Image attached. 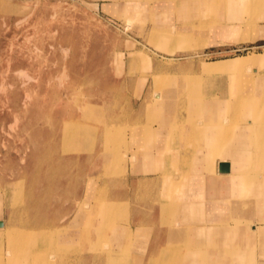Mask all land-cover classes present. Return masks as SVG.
<instances>
[{
	"label": "rangeland",
	"instance_id": "374dc122",
	"mask_svg": "<svg viewBox=\"0 0 264 264\" xmlns=\"http://www.w3.org/2000/svg\"><path fill=\"white\" fill-rule=\"evenodd\" d=\"M103 1L0 0V209L3 218L8 219L5 232L0 233V264H11V259L17 264H31L33 258L57 264L61 253L69 254L71 249L72 255L86 252L82 245L76 251L70 246L69 251H62L54 242V235L84 201L91 204L98 227L106 232L113 234L125 225L130 207L122 205L119 211L112 205L118 200L107 198L124 181V176L130 175L129 160L134 152H129L140 147L134 140L136 130L160 123L151 108L160 96L170 102V113L178 114L176 121H169V138L174 135L175 140L169 139L167 144L168 170L152 179L141 178L148 188L137 192L146 204H161L160 220L152 232L156 227L168 230L169 210L162 209L164 202L169 203L164 179L176 169L188 173L194 170L200 151L195 147L197 134L188 140L183 130L202 119V110L195 105L209 102L214 110L219 97L235 98V88L229 87L234 71L226 69L207 76L209 64H203H213L216 61L212 60L218 58L264 54V28L254 38L210 43L214 28L219 27L215 24L222 20L214 10L225 8L230 18V0H190L189 6H182L185 0H172L177 4L173 12L182 7L181 15L189 16L197 8H203V12L190 15L182 25H172L173 13L170 18L166 12L161 13L162 19H157L161 21L159 26L149 19L154 0H141L142 5L138 4L133 11L130 6L134 2L130 0L126 14L101 5ZM242 8H235L230 19H242L239 13L246 10ZM247 9L259 13L258 23L264 18L262 6L252 4ZM226 36L231 38L228 32ZM223 60L226 59L217 61ZM253 69L255 72H245L251 75L241 82L242 90L252 86L264 89V68ZM257 77L262 79L257 81ZM192 79L195 83L191 86L198 92L193 93L197 95L195 99H188L187 119L186 109L176 106L179 98L182 101V96H188V80ZM210 81L213 83L207 84ZM199 82L205 87H198ZM216 90L222 95H217ZM156 104L159 105L157 101ZM98 107V113L88 117ZM73 118L85 121L84 127L95 128L98 134H82L80 140L65 139V121ZM258 122L263 123L261 119ZM131 180L130 176L126 179ZM81 183L87 185L85 199L71 202V195L75 196ZM37 187L43 188L40 200L33 197L32 191ZM44 232L54 237L48 238ZM149 240L147 244L133 240L128 248V263L156 264L148 253ZM161 255L159 252L156 257ZM230 255L231 249H227L224 256ZM91 262L102 264L101 260ZM110 263V258L106 259L105 264ZM78 264L87 263L83 260Z\"/></svg>",
	"mask_w": 264,
	"mask_h": 264
},
{
	"label": "bare ground",
	"instance_id": "6f19581e",
	"mask_svg": "<svg viewBox=\"0 0 264 264\" xmlns=\"http://www.w3.org/2000/svg\"><path fill=\"white\" fill-rule=\"evenodd\" d=\"M132 1L134 2L130 6V10L132 11L134 10V7L136 9L138 4L142 5L141 0ZM255 1L230 0V6L233 7L234 12L235 8L238 6H242L248 10L247 8L249 6L252 7V4H256L257 7L262 6V9L264 10V0ZM167 2L168 1L159 0V2H156V4L159 9L166 11ZM190 4V0H185L182 6H189ZM146 5L147 4H145V6ZM176 5L177 4L175 1L169 0V14L173 13V7ZM182 8L180 10H182ZM231 34L232 33H228L229 37H231ZM246 38H248V36ZM212 63L213 64H211V62H207L203 64H209L206 66L207 76L210 74L215 75L217 72L224 71L226 69L230 70L231 72L234 71V76H230L231 79L229 87L230 90H232L233 87L235 88V98H231L230 96L221 98L219 97L218 102H216L214 106V110L209 102L195 105L198 110H202L200 115L202 119H197L192 125L187 124L188 126L186 128L183 126L185 130L182 129L185 139L191 140L192 135L194 134L195 136L197 134V142L195 143V147H197L200 151L198 150L199 152L196 158L197 160L195 162V167L191 173H188V171L184 172L180 169V171L178 169L173 170L174 174H168L169 176L164 179V182L168 184L167 189L169 203L167 204L164 202L162 209L166 208L169 210V234L171 232V228L175 224L174 218L181 213V208L184 213L187 212L192 214L197 212L201 217H205L209 222L210 220L208 217L214 215L216 218H218L217 224H212L214 219H211L210 224L204 225L202 231L205 237L203 238V241L200 242L199 246L203 250L209 251L211 249L214 250L212 252L215 254L222 253L225 255L227 249L232 250L234 247H237L244 250L246 248V243H240V245H236L234 238L239 236L245 237L252 232H257L261 235H264V89L260 90L259 87L255 89L253 86L244 90L241 89V82H245V79L251 75L245 74V72L249 70H253V72H255V69L253 68H264V54H246L244 56H238ZM21 72L22 74L24 73L27 75V72L24 69H22ZM261 79V77H257V81H260ZM193 83H195L194 79L188 80V96L187 94L184 97L182 96V101H180L179 98L178 105L176 106L177 109H186L188 116H186L187 119L190 118L188 111V103L190 100L189 97L195 99L197 95L194 96L193 93L198 92L195 87L191 86ZM212 83L213 81L207 82V84ZM198 87H205V84L199 82ZM242 91H244L245 94H243ZM156 101L159 103L157 109L161 111L162 106L160 104L164 101V99L160 96V98L156 99ZM174 101L172 103H174ZM94 109L95 111L88 115V117L98 113L99 107ZM170 109H172V107L169 104V121L171 119L176 121L178 119V114H171ZM193 109L195 108L193 107ZM260 109H262V114L260 113ZM175 110L176 109L174 106L173 112H176ZM225 114H229V117H223ZM258 119H261L263 123L258 122ZM84 122L85 121L77 119L75 120L74 118L66 120L65 124L67 128L64 130V138L66 139L68 137H74L77 140H80L82 134L85 136L91 134L92 137L93 134H98L95 128L93 130H87V128L83 125ZM183 124L185 123L182 122V125ZM106 125L108 126L110 124ZM136 132L137 133L134 134L136 135L134 140L139 142L140 146H142V143L145 141L151 144L152 136L155 133L161 134L162 128L154 130L152 127L147 126L144 129L139 128V130H136ZM105 135L107 134H104V137ZM169 139H174V135L173 138L170 136ZM69 141L70 143H73L71 142L70 138ZM149 144L146 146L148 147ZM139 152H134V155L131 159V161L133 160L132 162H135L136 159L138 160L141 158V154H143V152ZM114 153L115 152H113V154ZM144 153H146L145 156L149 155V152ZM224 153H229V155ZM222 162L227 164L228 170L222 171L219 169ZM146 184L147 182L145 181L141 182L142 187H144V185L146 186ZM14 185H16V181L15 183L13 182V187ZM195 190H200V194L198 195L200 197L198 198L199 201L196 200L198 196ZM250 200L252 203H250ZM82 203V206L77 211L75 216L70 218L69 221L63 225L64 228L58 231V235H54L55 237L57 236V239L54 242L56 243L57 247L62 248V251H65V249L69 251V246L70 248H73L74 251H76L77 249L79 250L77 246L82 245L86 249V252L81 251L75 255H72L71 249L69 254H65V252L61 253V255L59 254L61 259H58L57 264H78V262H83V260H90L92 262L94 261L93 263L99 262V260H101V263H105L106 259L108 258H110V264H127L131 254V252L128 250L129 246L132 245L130 238L125 241V251L123 253L117 254L113 250L112 244L109 241L101 240L106 238L107 234H109V231L106 232V230L102 229V227H98V220L94 217L95 215L93 213L91 204L86 201ZM112 205L120 211V202H113ZM248 207L251 209L250 213H252V216H256L260 219V224L256 225V223H250L247 221L245 215H247ZM3 213V209H0V233L7 228V223L3 218ZM229 219H233L234 223H230ZM146 227L148 226L141 225V231H143L142 229ZM128 229L130 232L128 235L131 237L133 235V230H131L129 227ZM44 234L48 238L54 237L51 233L44 232ZM54 242H52L53 245ZM69 242H74L75 245H72L71 243L69 244ZM184 246L185 245L181 244H169V249L165 248L161 251V257H156V255L152 257L151 255L150 258L156 264H181L183 262L182 253L185 251ZM17 263L18 262H16L14 259H11V264ZM241 263H244L243 260H241ZM31 264L54 263L50 260L33 258L31 259Z\"/></svg>",
	"mask_w": 264,
	"mask_h": 264
},
{
	"label": "crops",
	"instance_id": "0c3cea01",
	"mask_svg": "<svg viewBox=\"0 0 264 264\" xmlns=\"http://www.w3.org/2000/svg\"><path fill=\"white\" fill-rule=\"evenodd\" d=\"M129 1L130 0H104L101 3V5L105 7H112V9L117 10L121 14H126ZM162 1H168L167 2V10H168L169 0H162ZM156 2H159V0H154V3L150 4L151 8L149 11V15H150L149 19L153 20V22L156 21L157 26H159L158 24H160L159 22H161L160 20L163 17L161 16V13L166 12L169 17V11L167 10L164 11L163 9H159V7H157ZM122 4H125L124 8L123 6L122 7L120 6ZM214 11L217 12V15L220 17V20L221 19L222 20L219 23L217 22V24H215L218 25L219 27L214 28V34H212L210 38L211 44L218 43L221 41H227V40L239 41V40L254 38L259 36L261 29L264 28V18H261L260 23H258L257 21V18H260L258 17L259 13L257 14L250 10H245L239 13V16H241L242 19L238 18V16L237 18L235 17V19H230L231 17L233 18V15L235 13L233 7L229 8V12L233 13L230 14V18H228V11L225 8H215ZM202 12H203V8H197L196 10L192 11L189 14V16H186V15H181L180 10L177 9V11L173 12V15L171 17L172 18L171 23L172 25L173 24L182 25L185 23L186 20H188L191 17L190 15L195 13H202ZM246 15H248V17ZM250 15L252 16V19L250 18ZM177 17L180 19L181 22L178 21ZM158 18H160V20H157ZM223 25H227V26H223ZM157 26L155 25L154 27ZM226 32L232 33L230 35L231 38H228L227 36L225 37ZM234 35H235V39L232 38V36ZM247 36L248 38H246ZM261 36L263 37L264 34H262ZM227 58H232V57H227ZM227 58H218L212 61H217ZM202 69L203 67L201 66L200 71H202ZM215 93L217 95H222V92L220 90H216ZM162 103L164 105L161 111L157 109L158 105L156 104V101H153V105L151 106L153 117L160 122L158 125L152 126V128L154 130H157L163 126L161 134L155 133L152 136L151 144L145 141L142 143V146H140L139 142L135 141L140 147L139 149L137 150L134 149L129 153L131 154L132 152L140 151L139 153L143 152V154H141L140 159L138 160L136 159V161L133 163L131 160H129L130 164H129L128 172L132 180L126 181V179H129V176L128 174L125 175L124 181L119 183L117 189H114L115 192H113V194L107 198V199L118 200L121 206L124 205L130 207L128 209L130 214H128V218L124 219L125 225H123L121 228H118V230L115 229L113 234L109 233L106 236V238H110L108 241L112 244L113 250L117 254L123 253L125 251V245H124L125 241L128 240L129 238L130 241L132 240L131 242H133V240L134 241L138 240L136 241L137 243H144V244H147L148 239H150L149 244L151 245V247L148 250V253H150L151 255H156L165 248L169 249V244L185 245L184 246L185 251L182 253L183 262L181 264H241V260H243L244 262L243 264H264L263 263L264 235H261L260 233L257 232H252L245 237L239 236L234 238L236 245L237 244L240 245V243L241 244L246 243L248 247L246 246L244 250L242 248L239 249L237 247H234V249L231 250L230 257L227 259H226L227 256H224L222 253L215 254L212 252L214 250L210 249L209 251H206L201 249L199 244L201 241H203V238L205 237L202 229L205 224H210L211 219H214L212 221L213 222L212 224H217L218 218H216L214 215L208 217L210 220L209 222L205 217H201L200 214H198L197 212H194L192 214H189L187 212L184 213V211L181 208V213L175 216L174 218L175 224L171 228L170 234H169V229L159 230L157 227L155 231L153 230L154 232H152V228L154 227V224H156L158 220H160L161 215L159 216V212L161 213V204H157V203L154 204L152 202L146 204V201H143L141 197L138 198L139 194L137 191L148 188L145 187V185L144 187L141 186V182H142L140 181L141 178L152 179L156 174L162 175L163 172H165V170L167 169L165 164L167 163L166 159L169 156V150H167V144L169 140V101L165 100ZM148 144L149 146L147 147L146 145ZM152 147H155V149L151 150ZM144 152H149V155L145 156L146 153ZM180 152H182V150H180ZM229 170H230V166H229ZM150 183H151V188H153L152 181H150ZM41 190H43V188L41 187H37L33 189L32 191L34 194L33 197L35 198L37 197L40 200L42 194ZM195 192L197 193V196L200 194V190H195ZM86 193H87V185L81 183L77 187V192L75 196L73 194L71 195L70 201L71 202L75 201L76 203L78 201H83L86 197ZM198 198L200 197L199 196L197 197L196 199L197 201H199ZM250 203H252L251 200ZM146 205H149V207L151 208L149 209L143 208ZM250 207L247 208V215H245L247 221L250 223L255 222L256 225L260 224L261 223L260 219H258V217L256 216L255 217L252 216V213H250L251 212ZM144 214L147 217H145ZM74 216L75 215H71L70 218ZM5 220L6 222H8L6 216H5ZM37 221L41 222L42 220L37 219ZM229 222L234 223L233 219H229ZM126 224H129L131 227L126 226ZM141 225H145L148 227L142 229L143 231H141L140 229ZM128 227L131 228V230H133V235L131 237L128 235V233H130ZM168 240H169V244H167ZM90 262H91L90 260L89 261L86 260L87 264H90ZM102 264L105 263L102 262Z\"/></svg>",
	"mask_w": 264,
	"mask_h": 264
},
{
	"label": "water",
	"instance_id": "95a60500",
	"mask_svg": "<svg viewBox=\"0 0 264 264\" xmlns=\"http://www.w3.org/2000/svg\"><path fill=\"white\" fill-rule=\"evenodd\" d=\"M220 169H221L222 171L228 170V166H227V164L224 163V162H222L221 165H220Z\"/></svg>",
	"mask_w": 264,
	"mask_h": 264
}]
</instances>
